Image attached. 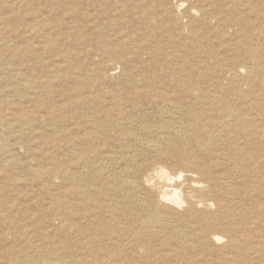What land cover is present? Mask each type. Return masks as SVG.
Listing matches in <instances>:
<instances>
[{
    "label": "rangeland",
    "instance_id": "rangeland-1",
    "mask_svg": "<svg viewBox=\"0 0 264 264\" xmlns=\"http://www.w3.org/2000/svg\"><path fill=\"white\" fill-rule=\"evenodd\" d=\"M254 66L257 71L251 69ZM169 103L181 104L182 110H166ZM98 110L101 114L94 115ZM196 110L199 118L206 119L196 120L198 123L201 120L199 124L203 126L199 132L203 134L198 137L202 139V147L184 153L179 143H172L168 150L162 139L168 131L166 123L178 117L175 120L190 125V116ZM228 112L242 113L251 123L243 122L241 126ZM117 119L121 120L115 128L112 122ZM205 121L217 126L204 128ZM225 122L234 125L228 132L222 126ZM92 124L98 125L101 131L100 142L87 140L95 126L90 127ZM141 125L147 129L142 130ZM263 127L264 0H0V187L5 184L9 188V183L16 178L32 180L9 188L8 195L0 199V205H5L8 216L16 221L9 226L0 219V232H8L0 249L15 254L17 264H30L36 248L47 253L56 246L64 255L86 252L80 245L84 232L62 226L58 218L63 213L50 209L53 198L59 196L57 188L66 183L65 176L60 175L53 181L54 177L43 173L56 166L77 174L81 169L78 154L82 150L90 155L94 165L106 162L103 169L104 173L109 172L106 175L118 173L119 177L138 182L159 175L162 169L173 176L181 175L180 187L188 197L197 200L198 213H205L204 205L208 202L212 204V211L217 209L223 214L222 221H226L227 208L223 198L231 190H238V194L230 195L229 203L248 205L251 233L259 237L264 232ZM206 130L209 135L221 132L223 137L206 144L211 137ZM157 137H160L158 141ZM146 139L157 143L159 148L152 150L142 145L148 143ZM229 144L241 148L250 157L248 178L245 172L235 171L230 163L223 162L225 154H231ZM105 155L111 158L106 159ZM130 155L133 162L125 159ZM190 159L202 165L210 176H202L196 164L189 165ZM229 184L231 190L226 187ZM257 206H263L261 217L254 214ZM71 223L80 229L87 225L80 219ZM36 227L37 236L35 232H31L32 237L19 236L23 229ZM45 230L43 240L38 232ZM213 246L215 251L222 248L221 243ZM260 247L263 250L259 251ZM260 247H256L255 253H249V263L264 262V246ZM216 255L212 256L215 263L218 262Z\"/></svg>",
    "mask_w": 264,
    "mask_h": 264
},
{
    "label": "bare ground",
    "instance_id": "bare-ground-1",
    "mask_svg": "<svg viewBox=\"0 0 264 264\" xmlns=\"http://www.w3.org/2000/svg\"><path fill=\"white\" fill-rule=\"evenodd\" d=\"M191 14H193V13H191ZM83 28L85 29V27H83ZM1 54H2V51H1ZM71 54H72V52H71ZM72 56H71V58L76 57L77 53L73 54ZM180 56H181V54H180ZM203 62H205V61H203ZM180 65H181V63H180ZM251 69L257 71V68L255 66ZM5 70H6V68H5ZM98 70H99V68H98ZM252 70L249 71L250 74L253 73ZM51 71L53 72V70H51ZM95 71H97V70H95ZM238 71H240V70H238ZM184 73H185V71H184ZM185 74H184V76H185ZM238 78H239V76H238ZM177 80H178V77H177ZM46 82L48 83V81H46ZM225 91H227V90H225ZM108 92H110V91H108ZM105 94H106V91H105ZM247 94H249V93H247ZM113 96H114V94H113ZM196 97H197V95H196ZM225 98H227V97H225ZM239 98H241V97H239ZM81 99L82 98H78L79 102L82 101ZM223 99H224V97H223ZM109 100H111V99H109ZM209 100H210V98H209ZM85 101L86 100H84V102ZM173 101L171 100V102H173ZM166 102H168V101H166ZM233 102H234V100H233ZM108 103H110V102H108ZM234 103H236V101ZM248 103H249V101H248ZM178 104L176 105L175 103H169L166 106V110H168V109L169 110L173 109V111H174V109H175V111L180 110V109L182 110V106H180L181 104L180 105H178ZM239 104H244V102L239 103ZM103 105H104V103H103ZM106 105H107V103H106ZM109 106H111V104ZM112 107H113V105H112ZM233 108H234V106H233ZM122 110H123V107H122ZM122 110H120V111L123 112ZM213 110H215V109H213ZM237 110H235V111H237ZM99 111H101V110H98V112ZM113 111H114V109H113ZM120 111H119V113H121ZM163 112H164V110H163ZM196 112H197V110L195 111V113ZM107 113H109V112H107ZM186 113H185V115H186ZM207 113H211V112H207ZM221 113H223V112H221ZM229 113L230 112H228L227 114H229ZM100 114L101 113L99 112V113H95L94 115L99 116ZM169 114L172 115L171 113H169ZM213 114L214 113H212V115ZM170 115H169V117H170ZM189 115H191V114H189ZM207 115H210V114H207ZM2 116H4V115H2ZM120 116H123V115H120ZM183 116H181V117H183ZM222 116H223V114H222ZM222 116H220V117H222ZM230 116L233 117L232 119L238 120L239 123L241 124V126H242L243 122L251 123L249 121V118L247 116H244V114H242V113H238V112L232 113L231 112ZM191 117H192V122L190 121L191 122V123H189L190 125H186V126L183 125L184 123L183 124L180 123V121H179L180 119L175 120L178 117H174V121L172 120L173 122L166 123L165 128H167L168 131H167V133L163 134L162 136H164V137L163 138L161 137V138L163 139L164 145H166L168 147V150L170 149L169 145H171L172 143H179L182 146V150L184 153H187L188 151L194 150L195 148L198 149L199 147H202V144H201L202 139H201V141L198 140V137L201 134H203V133H201V134L199 133L201 130H203V128H202L203 126H201L199 124L202 119H201V117L199 118L198 113L194 114L193 116H190V118ZM204 117H203V120L205 119ZM198 118L201 119V120H199L200 121L199 123L196 121ZM228 118H230V117H228ZM184 119H186V118H184ZM103 120H106V119H103ZM103 120H101V121H103ZM118 120L119 119L114 120L112 122L113 126L115 128L118 127V125L120 124L118 122ZM128 120H129V118H128ZM223 120H225V119H223ZM258 120H260V119H258ZM126 121H127V119H126ZM167 121H168V119H167ZM128 122L129 121H127V123ZM183 122H184V120H183ZM188 122H189V119H188ZM211 122L210 121L206 122L204 125V128H206V126H212L214 128L217 126V123L213 122V124H212ZM98 123H100V122H98ZM172 123H173V125H172ZM249 123H248V125H249ZM132 124H134V123H132ZM143 124H145V123H143ZM94 125L95 124H92V126H90V127H93ZM122 125H124V124H122ZM224 125H222V126L225 127L226 131L228 129H230L232 126H234L233 124H231V123L227 124L226 122L224 123ZM134 126H135V124H134ZM241 126H240V128H241ZM122 127L123 126H121V128ZM126 127H127V125H126ZM133 127H131V128H133ZM163 127H164V125H163ZM131 128H130V130H131ZM143 128L144 127L142 126V130L147 129L146 127L144 129ZM137 129L135 131H137ZM10 130H11V128H10ZM238 130L239 129L237 128V131ZM123 131H125V130H123ZM214 131H215V129H214ZM128 132L131 133L130 131H128ZM157 132H155V133H157ZM8 133H9V131H8ZM100 133H101V131H100L98 125H97V127L95 125L94 128L92 129V131H90L89 136L87 137V140L90 142H92L94 140H96V141L98 140V142H100V140H103V139H100V136H99ZM237 133H239V132H237ZM119 134H121V132ZM153 134H154V132H153ZM160 134H162V133H160ZM206 134L209 135V133H207V130H206ZM124 135H126V134H123L122 136H124ZM140 135H142V134H140ZM210 135H211V137L208 139L206 144L213 139L218 140L219 138L223 137V135H221V132H216L215 134L211 133ZM131 137H132V135H131ZM206 137H207V135H206ZM4 138H6V137H4ZM159 138L160 137H157V141ZM238 138H240V137H238ZM151 139H154V138L152 137ZM151 139H150V142H151ZM246 139H248V138H246ZM84 140H85V138H84ZM146 141H147V139H146ZM52 142H54L53 144H55V141H52ZM90 142H88V143L90 144ZM150 142L141 143V144L144 146H147L148 148H150L152 150H156L157 148H159V145L157 143H150ZM203 142H205V141L203 140ZM218 142H220V141H218ZM94 144H95V142H94ZM215 144H217V143L215 142ZM81 145H84V144L81 143ZM142 145L139 144V146H141V147H142ZM209 146H208V148L211 147V146L210 147ZM227 146H228V144H227ZM229 146H230V144H229ZM135 147H137V146H135ZM245 147H246V145H245ZM229 148H231V152H230L231 154H228V155L225 154L224 158H222L221 155L219 157H221L223 159V162H228V164L230 163L235 168V171H241L243 174L245 172L244 175H246V178H248L249 171L247 169H249L250 157L248 156V154L246 152L241 151V148L239 150V148H237V146H236V148H234V146H230ZM141 149H144V148L142 147ZM110 150H112V149H110ZM119 152L121 153V151H119ZM127 152H128V150H127ZM138 152H139V150H138ZM77 153H78V151H77ZM198 153H199V151H198ZM123 154H125V153H123ZM128 154H129V152H128ZM210 154H211V151H210ZM165 155L168 156L167 153H165ZM191 155H193V154H191ZM75 156H77V154ZM110 156H112V155H110ZM116 156H117V154H116ZM187 156L185 158L189 157V156L188 157ZM89 157H90V155L87 152H84L83 150H82V152H80L78 154V159H79V162L81 164L80 165L81 169L79 172L77 171L78 172L77 174L69 172L68 169L62 170L59 167L57 168L56 166L52 170L48 169V170L43 172V173L50 174L52 177H54L55 180H53V181H57V179H59V177H61L60 175L65 176L66 183H64L63 185H59V187L57 188V191H58L57 193L59 196H55L53 198L54 199L53 204L51 203L50 209L54 210L55 212H62L63 213V214H61V217L58 218L61 220V222H63L62 226H64L65 228H67L69 230H72V231L79 230V231L84 232L83 240L80 242V245H81V247L82 246L84 247V250L86 252H82V253H79L77 255H70L72 253H70V254L65 253V255H64V253H62L60 251L62 249L60 248V250H59V247H56V246H53V249L47 253L44 252L43 250H41L40 248H36V249L34 248L36 250V252L33 253V255H32L33 260H31V262H29L30 264L37 263L36 261H46V262H48V264H252V263H249V255H250L249 253H253V252L255 253L254 250L256 249V247L264 246V234H263L264 232L263 233L261 232L262 234H260L259 237H257L258 235L256 236L255 234L253 235L251 233L252 227L250 226V224L248 222V217H249V213H250L248 205H245V204L237 205L239 203H237V204H234V203L230 204L229 203L231 200V199H228L230 197V195L239 193L238 190L237 191L231 190L232 185H230V184L226 185V187H229L228 190H231V191L228 192V197L223 198V201L227 203V205H226L227 208L225 210L226 211V214H225L226 215L225 216L226 221H222L221 218H222L223 214L218 212L217 209H216V211H212V204L211 203H208V202L205 203V205H204L205 213H203V212L198 213V211H197L198 210L197 209V207H198L197 200H194L193 198L191 199L190 197H188L187 194L185 192H183L181 187H180L179 178L181 177V175L173 176V175H171V173L167 169H162L161 173L159 175L148 176L145 178L144 181L138 182V181H135L136 179L133 180L130 178L128 179V177H124V178L119 177L118 173H114V174L112 173L111 175H106L107 173H109V172H107V173L105 172L106 173L105 174L103 172V169L106 168V166H107V165H105L106 162L101 161V163L99 162L100 164L97 163L98 165H94V163H91V159H90L91 157L90 158ZM98 157H100V155ZM105 157H106V159L111 158V157L109 158L108 155H105ZM198 157H200V155ZM214 157H215V155H214ZM216 157H217V155H216ZM116 158H118V156ZM200 158H199V160H201ZM122 159H124V158H122ZM125 159H127V161H129V162H133L134 158H132L130 155L129 157H127ZM216 160H217V158H216ZM97 161H98V159H97ZM122 161H124V160H122ZM262 161H264V160H262ZM208 162L210 164L211 160ZM212 162H213V159H212ZM251 162H252V160H251ZM20 163H22V162H20ZM134 163L136 164V162H134ZM188 164L189 165L196 164V166L200 167V171L202 173V176H205V177L210 176V173L206 169H202L201 168L202 165L200 166V164L197 161L190 159V161H188ZM109 165H111V164H109ZM119 165H121V164H119ZM125 165H126V163L123 166L124 168H125ZM186 165H187V163H186ZM184 166H185V164H184ZM213 166H212V169H213ZM76 167H78V166H76ZM228 167H230V166H228ZM8 168H9V166H8ZM128 168H126V170H128ZM113 170H115V169H113ZM119 170H120V168H119ZM132 170H134V169H132ZM257 171H258V169H257ZM121 173H123L125 175L126 174L129 175V173L127 171H121ZM42 174H41V176H42ZM130 176L131 175H129V177ZM238 178L242 179L240 176H238ZM258 178L259 177H257V179ZM101 179H103V182L100 181ZM5 180H7V178H5ZM9 181H11V180H8V182ZM30 182H32V180L29 178H26V177L25 178H16L13 182L9 183V188H16V187L20 186V183H30ZM4 183H5V181H4ZM3 186L4 187H0V199L5 198L9 192L8 186H7V188H6L5 184ZM251 186H253V184ZM259 190H261V189H259ZM240 193H241V191H240ZM259 193H261V192H259ZM239 200L242 201L241 198ZM207 201H208V199H207ZM8 204L9 203H7V205ZM4 206L5 205H3V206L0 205V219L4 220L7 224H9V226H13L14 224H16V221L14 220V218L12 216H8V214L6 213V211L4 209ZM15 206H16V204H15ZM7 207L12 208L13 205H9ZM262 207L263 206L255 207L254 214L261 217L263 215V210H261ZM206 212H208V213H206ZM10 213H11V211H10ZM52 216H53V214H52ZM76 219L86 221L87 225L83 226V227H85L84 229H80L79 226L78 227L73 226L74 223L72 224L71 221L76 220ZM61 222L59 221V223H61ZM54 225H55V223H54ZM37 228L38 227H36L35 230L32 229L34 231H32L31 229H27V230L23 229V231H21V234L19 236L20 237L31 236V232H33V233L35 232V235H36ZM60 228H62V227H60ZM44 233L46 234V230H45V232H40V231L38 232V236H40V237L42 236L41 238L43 240H44V237L46 236ZM7 234H8V232H0V244L2 242H6L7 237H8ZM77 236H79V235H77ZM255 237L258 238L257 241H255ZM40 243H39V245H40ZM219 243L222 244V248L221 249L219 248V251H215L216 248L213 245L219 244ZM34 244H36V243H34ZM31 246H32V244H31ZM105 248H106V251H105ZM260 250H263V249H261V247H260L259 251ZM213 253L218 254V255H216L218 257L217 263H215L214 259H212ZM262 257H264V256H262ZM18 262H19L18 257L15 254L2 252V250L0 249V264H17ZM262 264H264V262Z\"/></svg>",
    "mask_w": 264,
    "mask_h": 264
}]
</instances>
